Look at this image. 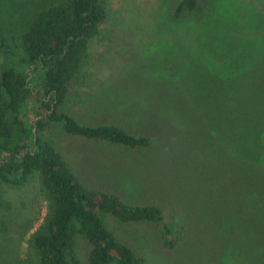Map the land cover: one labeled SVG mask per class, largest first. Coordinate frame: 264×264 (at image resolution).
<instances>
[{
	"label": "trees",
	"instance_id": "trees-1",
	"mask_svg": "<svg viewBox=\"0 0 264 264\" xmlns=\"http://www.w3.org/2000/svg\"><path fill=\"white\" fill-rule=\"evenodd\" d=\"M212 9L213 0H178L171 17L202 20ZM107 18L105 0H46L21 32L0 26V208L3 183L22 185L36 174L49 203L29 239L32 261L79 264L83 237L90 244L88 264H146L103 216L161 224L162 248L178 252L197 236L190 213L198 209L210 219L214 264H264V41L232 38L217 46L209 39L208 63L188 56L190 66L177 80L154 77L145 108L149 129L119 120L80 121L63 109ZM52 123L73 136L131 150L161 141L174 152L170 145H176L179 174L184 184L199 186L200 208L182 206L183 198L129 202L84 183L47 138Z\"/></svg>",
	"mask_w": 264,
	"mask_h": 264
},
{
	"label": "rangeland",
	"instance_id": "rangeland-1",
	"mask_svg": "<svg viewBox=\"0 0 264 264\" xmlns=\"http://www.w3.org/2000/svg\"><path fill=\"white\" fill-rule=\"evenodd\" d=\"M44 1L0 0V26L6 32H21ZM177 2L105 0L108 18L101 35L90 42L63 111L80 121L119 120L149 129L152 125L145 108L148 93L155 89L154 77L171 75L177 80L190 66L188 56L208 63L209 39L217 46L232 38L247 43L264 41V0H213L209 17L182 21L171 17ZM46 136L90 186L121 193L129 202L183 198L182 206L200 208V188L183 183L174 144L170 145L174 152L161 141L152 149L131 150L73 136L60 123H52ZM1 198L0 264H34L29 239L43 223L49 205L40 176L36 174L22 185L3 183ZM191 212L197 236L178 252L162 248L161 224H126L108 214L103 217L109 230L142 255L146 264H214L215 241L206 230L210 219H204L198 209ZM89 252L88 241L78 238L79 264H88Z\"/></svg>",
	"mask_w": 264,
	"mask_h": 264
}]
</instances>
